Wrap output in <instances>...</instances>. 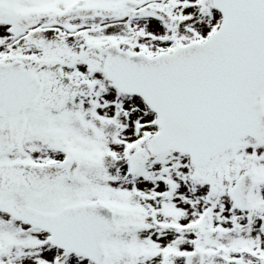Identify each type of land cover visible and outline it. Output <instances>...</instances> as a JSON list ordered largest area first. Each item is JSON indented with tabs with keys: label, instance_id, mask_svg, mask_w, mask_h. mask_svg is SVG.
Masks as SVG:
<instances>
[{
	"label": "snow or ice",
	"instance_id": "obj_1",
	"mask_svg": "<svg viewBox=\"0 0 264 264\" xmlns=\"http://www.w3.org/2000/svg\"><path fill=\"white\" fill-rule=\"evenodd\" d=\"M0 264H264V0H0Z\"/></svg>",
	"mask_w": 264,
	"mask_h": 264
}]
</instances>
